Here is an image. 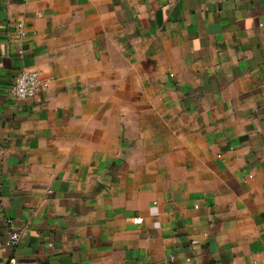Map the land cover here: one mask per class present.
Here are the masks:
<instances>
[{
	"label": "crops",
	"instance_id": "crops-1",
	"mask_svg": "<svg viewBox=\"0 0 264 264\" xmlns=\"http://www.w3.org/2000/svg\"><path fill=\"white\" fill-rule=\"evenodd\" d=\"M0 264H264V0H0Z\"/></svg>",
	"mask_w": 264,
	"mask_h": 264
},
{
	"label": "built area",
	"instance_id": "built-area-1",
	"mask_svg": "<svg viewBox=\"0 0 264 264\" xmlns=\"http://www.w3.org/2000/svg\"><path fill=\"white\" fill-rule=\"evenodd\" d=\"M14 26L15 40L21 41L27 36L26 25L23 21H16ZM19 53L22 54L23 50H20ZM46 85V81L43 79L42 73L39 70H23L16 76L12 93L18 99L32 98ZM8 222L11 228L7 244L9 246H16L21 239V231L15 228L14 222L11 219H8ZM197 243H199V240L193 239L192 244L196 245Z\"/></svg>",
	"mask_w": 264,
	"mask_h": 264
}]
</instances>
